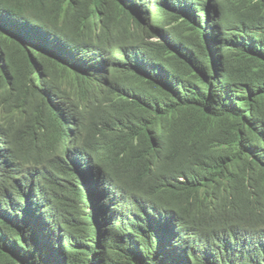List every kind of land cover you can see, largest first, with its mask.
Instances as JSON below:
<instances>
[{"label": "trees", "instance_id": "obj_1", "mask_svg": "<svg viewBox=\"0 0 264 264\" xmlns=\"http://www.w3.org/2000/svg\"><path fill=\"white\" fill-rule=\"evenodd\" d=\"M0 264H264V0H0Z\"/></svg>", "mask_w": 264, "mask_h": 264}, {"label": "clouds", "instance_id": "obj_2", "mask_svg": "<svg viewBox=\"0 0 264 264\" xmlns=\"http://www.w3.org/2000/svg\"><path fill=\"white\" fill-rule=\"evenodd\" d=\"M208 13H209V12H208ZM218 17H219V16H217V15H212V16H210V19H209V17H208L207 20H205L204 18H203V20H204L206 23L209 24L211 18L218 19ZM210 24H211V25H215L216 22H215V23H211V22H210ZM159 37H161V36H159ZM90 176H91V179H92V178L94 177V174L91 172V173H90ZM86 182H87V183L89 182L88 193H89V195H90V197H91V199H92V202L94 203L95 198H97L99 202H102L101 209H102V211H103L102 216L104 217V216L106 215V213H108V212H106V205L109 204L108 201H107L109 196L107 197L106 195H104V192L102 193V192H101V191H100V190L94 185V182H93V181H86ZM109 206H110V205H109ZM91 208H93L94 211H96L95 203L93 204V207L91 206ZM96 212H97V211H96ZM108 214H109V213H108Z\"/></svg>", "mask_w": 264, "mask_h": 264}, {"label": "rangeland", "instance_id": "obj_3", "mask_svg": "<svg viewBox=\"0 0 264 264\" xmlns=\"http://www.w3.org/2000/svg\"><path fill=\"white\" fill-rule=\"evenodd\" d=\"M73 85H74V83H69V89L70 90H73L72 89L74 87ZM12 104H13V106H17L18 102L17 101H13Z\"/></svg>", "mask_w": 264, "mask_h": 264}, {"label": "bare ground", "instance_id": "obj_4", "mask_svg": "<svg viewBox=\"0 0 264 264\" xmlns=\"http://www.w3.org/2000/svg\"><path fill=\"white\" fill-rule=\"evenodd\" d=\"M199 30V29H198Z\"/></svg>", "mask_w": 264, "mask_h": 264}]
</instances>
